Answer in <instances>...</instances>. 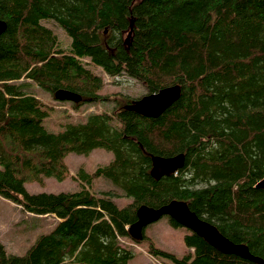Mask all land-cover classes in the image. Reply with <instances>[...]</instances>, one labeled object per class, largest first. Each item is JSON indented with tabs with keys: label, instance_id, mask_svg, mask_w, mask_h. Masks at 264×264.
<instances>
[{
	"label": "trees",
	"instance_id": "16d2710c",
	"mask_svg": "<svg viewBox=\"0 0 264 264\" xmlns=\"http://www.w3.org/2000/svg\"><path fill=\"white\" fill-rule=\"evenodd\" d=\"M44 19L71 38L68 52ZM0 20V196L59 220L23 255L8 254L0 241V264H130L125 239L147 240L150 255L171 264H257L193 232L185 237L193 253L184 257L156 247L145 231L132 238L141 206L174 200L264 260V189L256 187L264 178V0H0ZM88 62L138 81L147 94L179 85L180 97L159 117H144L127 108L134 99L101 95L104 79ZM33 84L54 101L59 90L81 96L67 101L74 111L105 101L114 107L49 131L44 122L56 108ZM97 148L114 159L92 175L81 169L78 192L26 191V183L66 179V157ZM178 154L181 169L152 177L154 156ZM98 177L115 188L95 193ZM122 198L130 200L124 207L116 203Z\"/></svg>",
	"mask_w": 264,
	"mask_h": 264
},
{
	"label": "rangeland",
	"instance_id": "374dc122",
	"mask_svg": "<svg viewBox=\"0 0 264 264\" xmlns=\"http://www.w3.org/2000/svg\"><path fill=\"white\" fill-rule=\"evenodd\" d=\"M43 25L52 29L59 38V47L66 52L71 49V38L54 20L44 19ZM95 74L104 79L105 86L100 92L101 95L111 96L115 93H121L136 100L147 94V89L138 81L127 76H121L116 79L107 76L103 70L88 62L87 65ZM32 91L46 103L55 106L52 115L44 122L49 131L58 132L63 129V125L68 121L84 122L91 113L111 112L114 107L113 101L86 103L77 111L70 109V103L67 101H54L52 96L33 84ZM108 109V110H107ZM70 112L67 117L64 111ZM114 159L111 151L103 148L94 149L89 154H69L66 159V165L69 169V176L64 180H58L54 177L45 178L44 183H26L25 188L29 194L39 193H74L82 188V181L78 179V173L84 169L89 174H94L98 167L109 165ZM110 180L105 177H98L93 180L92 191L101 193L114 189ZM130 200L127 198L116 199L120 207H124ZM56 218L51 215L39 216L25 213L17 204L4 199L0 196V241L4 245L8 254L23 255L35 240L46 233H49L56 226ZM146 235L151 238L156 247L176 254L179 257L193 253L192 249L187 247L185 242L186 235L191 231L186 227H173L169 222V217L164 216L158 221L150 224L145 229ZM126 244L131 245L134 257L130 264H171L163 258H154L148 252V241L143 240L134 242L131 239L124 240Z\"/></svg>",
	"mask_w": 264,
	"mask_h": 264
},
{
	"label": "water",
	"instance_id": "95a60500",
	"mask_svg": "<svg viewBox=\"0 0 264 264\" xmlns=\"http://www.w3.org/2000/svg\"><path fill=\"white\" fill-rule=\"evenodd\" d=\"M5 30L6 23L0 20V38ZM130 37L131 32L126 38L127 44H129ZM180 94L181 87L179 85L165 87L156 93L147 94L140 99L134 100L127 108L144 117L157 118L179 99ZM55 98L59 101L70 102L82 100L81 96L66 90L57 91ZM184 162V154L168 158L154 156L151 175L156 180L171 176L184 166ZM256 187L264 189V178L257 183ZM164 216L175 220L179 225L200 236L224 254H233L257 264H264V260L253 255L246 245L230 241L220 233L216 226L201 219L195 212L191 211L188 204L184 201L174 200L158 209L141 206L137 210V221L129 227V234L136 240H142L146 227Z\"/></svg>",
	"mask_w": 264,
	"mask_h": 264
},
{
	"label": "bare ground",
	"instance_id": "6f19581e",
	"mask_svg": "<svg viewBox=\"0 0 264 264\" xmlns=\"http://www.w3.org/2000/svg\"><path fill=\"white\" fill-rule=\"evenodd\" d=\"M55 98V97H54ZM102 103V102H101ZM76 109V108H75ZM108 110V109H107ZM69 115V114H68ZM46 128H48L47 126H46ZM78 154V153H77ZM82 155V154H81ZM133 198V197H132ZM129 230V229H128ZM192 232V231H191ZM80 251V250H79Z\"/></svg>",
	"mask_w": 264,
	"mask_h": 264
},
{
	"label": "crops",
	"instance_id": "0c3cea01",
	"mask_svg": "<svg viewBox=\"0 0 264 264\" xmlns=\"http://www.w3.org/2000/svg\"><path fill=\"white\" fill-rule=\"evenodd\" d=\"M56 221H57V222L59 221L58 218H56ZM57 222H56V223H57Z\"/></svg>",
	"mask_w": 264,
	"mask_h": 264
}]
</instances>
